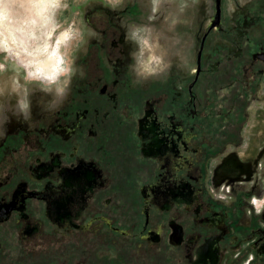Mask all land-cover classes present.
<instances>
[{
	"label": "flooded vegetation",
	"instance_id": "af4514ba",
	"mask_svg": "<svg viewBox=\"0 0 264 264\" xmlns=\"http://www.w3.org/2000/svg\"><path fill=\"white\" fill-rule=\"evenodd\" d=\"M211 6L183 45L185 81L177 60L139 79L125 27L143 12L101 9L58 107L35 83L27 121L0 98V264H264V217L246 208L264 168L231 200L210 188L219 160L229 175L252 170L232 155L264 102V0Z\"/></svg>",
	"mask_w": 264,
	"mask_h": 264
},
{
	"label": "clouds",
	"instance_id": "9594fccd",
	"mask_svg": "<svg viewBox=\"0 0 264 264\" xmlns=\"http://www.w3.org/2000/svg\"><path fill=\"white\" fill-rule=\"evenodd\" d=\"M151 2L155 11L162 0ZM197 3L198 0H179L182 10ZM69 6V0H0V26L16 21L31 41L28 48L17 53L20 59L12 65L16 76L0 80V98L15 96L13 114L25 121L31 118L30 84H38L39 90L51 95L58 107L67 98L77 74L73 52L85 42V33L76 19H61ZM126 39L137 47L133 70L139 79L151 78L164 70L165 57L158 51V42L147 24L129 26ZM5 72L6 63L0 62V76ZM5 111L6 105L0 102V113ZM6 123L7 119L0 122V130Z\"/></svg>",
	"mask_w": 264,
	"mask_h": 264
},
{
	"label": "rangeland",
	"instance_id": "374dc122",
	"mask_svg": "<svg viewBox=\"0 0 264 264\" xmlns=\"http://www.w3.org/2000/svg\"><path fill=\"white\" fill-rule=\"evenodd\" d=\"M69 5V8L62 13L61 19L66 18L69 21L72 19L77 20L85 33V42L83 44L86 43V40H95L94 33H98L96 28L91 25V23H88V15L90 12L97 14L101 9H104L106 12H110V14L113 15L116 11L123 10L125 12V10H128L127 12H129V7L136 8L135 12H143L140 14L141 19L152 29L153 38L158 42V51L166 56V65L169 66L176 60L181 63V82L182 80L185 81L189 76V61H191V47L186 49L183 45L192 43L190 31L194 30L196 24L198 28H204L209 22L212 12L211 0H198L197 4L186 10L180 8L179 0H162L159 8L155 11L153 10L151 0H111V2L110 0H69ZM235 8V5H230V10L232 12L229 13L232 17H234ZM178 23L179 25L176 26ZM125 29L128 31L127 27H125ZM89 33H93V35H89ZM215 42L218 43L219 41L216 39ZM30 43L31 41L27 35V31L22 29L18 22L11 21L5 26H0V48L5 49V51L0 52V62L6 63V72L3 75L4 78L10 79L16 76V72L12 68V65L18 63L20 59L17 53L28 48ZM83 44H81V46ZM162 44L164 47H162ZM136 51L137 47L135 45L129 52L126 51L127 54H124L125 58L129 59L133 57ZM74 52L76 54V51ZM181 53L183 59L185 58V62L180 57ZM167 55L169 56L167 57ZM113 56H119V53ZM29 87H33V85L30 84ZM255 141L257 144H254ZM233 154L235 155L232 156L238 155L239 158L245 157L249 162L251 160L253 165H249L247 168L251 169L252 167V170L246 172V175L242 176L229 175L226 167H223L225 163L223 160H219L215 163L210 180L211 192L217 197L225 196L228 200L235 198L233 195L225 192L230 186L234 191L236 186L240 188L244 186V184L250 185L251 182H254V179L250 181L251 177L249 172H255L257 169L264 168L263 101L260 102L252 112L250 125L247 127V142L245 147ZM250 199L251 202L246 207L248 213L258 217H264V169L262 180L259 181L257 193L253 194Z\"/></svg>",
	"mask_w": 264,
	"mask_h": 264
},
{
	"label": "bare ground",
	"instance_id": "6f19581e",
	"mask_svg": "<svg viewBox=\"0 0 264 264\" xmlns=\"http://www.w3.org/2000/svg\"><path fill=\"white\" fill-rule=\"evenodd\" d=\"M20 31H21V30H20ZM26 39H27V38H26ZM1 43H2V42H1ZM6 43H7V42H6ZM0 45H1V44H0ZM4 46H5V45H4ZM4 46H3V47H4ZM12 47H13V46H12ZM20 47H21V46H20ZM7 48H8V47H7ZM21 48H22V47H21ZM24 48H25V47H24ZM24 48H23V49H24ZM11 49H12V48H11ZM12 57H13V56H12Z\"/></svg>",
	"mask_w": 264,
	"mask_h": 264
}]
</instances>
